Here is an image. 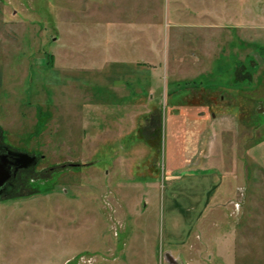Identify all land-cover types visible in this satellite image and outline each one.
I'll return each instance as SVG.
<instances>
[{
	"label": "rangeland",
	"instance_id": "1",
	"mask_svg": "<svg viewBox=\"0 0 264 264\" xmlns=\"http://www.w3.org/2000/svg\"><path fill=\"white\" fill-rule=\"evenodd\" d=\"M100 1L0 0V130L39 160L0 197V264H185L203 224L264 264V0Z\"/></svg>",
	"mask_w": 264,
	"mask_h": 264
},
{
	"label": "crops",
	"instance_id": "2",
	"mask_svg": "<svg viewBox=\"0 0 264 264\" xmlns=\"http://www.w3.org/2000/svg\"><path fill=\"white\" fill-rule=\"evenodd\" d=\"M98 2H99V0H98ZM98 2H97V0H94L93 2H92V0H89V10H92L93 12L96 13L98 9H102V1H100L99 3ZM110 76L112 79L111 83L109 81ZM113 77L114 76H112V74H109V73H103L102 75L97 74V76H95L94 74L91 75V73L89 72V76L86 78L84 77L86 79L87 83L89 84V86L88 85H84V86L77 85L76 84L77 82H73V81L69 82V84L72 86V88H74V90L81 92L82 88L86 87L89 90V89H91L90 86H92L91 83H98V81H99L101 84H104V85H110V84L113 85L114 84V86H111V87L113 89H116L115 92L119 93V87L121 88V83H120L121 79L118 76H116L115 78H113ZM119 83H120V85H119ZM132 102H134V101H132ZM96 107L100 108L101 106L99 107L96 104ZM43 114H46V113L45 112L42 113V118L44 117ZM48 117H46L47 121H48ZM131 121H132V123H134L133 124L134 126H132V128L130 130V134L132 135L135 132H137L140 128L139 127L140 126L139 115H135V117ZM122 125H123V121L122 122L120 121L119 122V128L121 129V131H122ZM123 134H124V131H122V133H119V136L123 135ZM145 141H148V140H145ZM220 182H221V178L218 176L214 177V179L213 178L207 179L206 185L203 186V188H202L203 199H201V201L196 200V203L200 204L201 206L198 208V212H197L195 218L193 220L189 221V228H186L184 231L180 230L179 232H176V231H174V232L171 231V233L169 232L170 234L174 235V237H175L173 240H170L171 242H176L179 244V246H181V245L183 246L185 243H187L188 238H190L191 233H192L191 226L192 225H193L192 227L196 226L197 223L199 222V220L201 219V216L203 215V213H205L208 210V207L210 205L211 193L218 185H220ZM185 220H187V219H185ZM203 227L204 228L202 229V232L196 234V239L194 241L191 240L188 248L182 249L181 252L177 251V252L181 253L180 254L181 259H183L182 254H184L185 264H242V259L244 258V255L241 254V251L237 250L235 245L231 244V242L235 236V233L225 232V231L224 232L223 231L217 232L216 231L217 229L214 231H211V229H208L206 227V224H205V226L203 224ZM226 235H227V237H229V239L225 238ZM207 236L209 237L208 239H210V243H208V244L205 243L206 245L204 246V248L202 246L199 247V245H197L199 243H197V242L203 243V241H201L202 237L203 238L206 237V239H207ZM139 237H140V235L138 236V238ZM223 238H224V240H223ZM225 240H226V242H225ZM137 243H139V242H137ZM194 244H196V247L194 246ZM137 246H139V249H137ZM137 246H136L135 256L137 258L139 257L140 261H138V262L146 263V261L144 259L147 260V258H149V256H150L149 264H156V257H155L156 246H155V244H153L151 246L152 247L150 249L151 253L149 252L148 254H145L146 250H147L146 247H143V246L140 247V245H137ZM205 248H206V250H205ZM142 252L144 253L143 256H142ZM205 252H210L208 255L209 261H206L203 258V254ZM170 254H173L171 250H169L167 252V255H166L167 260H168V264H171V261H170L171 255ZM174 254H175V252H174ZM142 258H143V261H142Z\"/></svg>",
	"mask_w": 264,
	"mask_h": 264
},
{
	"label": "flooded vegetation",
	"instance_id": "3",
	"mask_svg": "<svg viewBox=\"0 0 264 264\" xmlns=\"http://www.w3.org/2000/svg\"><path fill=\"white\" fill-rule=\"evenodd\" d=\"M18 152L24 151L7 143L2 138V133L0 132V197L16 189V179L19 171L32 167H22V165L28 164V162L25 158L19 156Z\"/></svg>",
	"mask_w": 264,
	"mask_h": 264
},
{
	"label": "water",
	"instance_id": "4",
	"mask_svg": "<svg viewBox=\"0 0 264 264\" xmlns=\"http://www.w3.org/2000/svg\"><path fill=\"white\" fill-rule=\"evenodd\" d=\"M18 154L19 156L25 158L26 161L28 162V164L22 165V167H29L37 164L38 162V157L36 155H30L29 153L26 152H18Z\"/></svg>",
	"mask_w": 264,
	"mask_h": 264
},
{
	"label": "built area",
	"instance_id": "5",
	"mask_svg": "<svg viewBox=\"0 0 264 264\" xmlns=\"http://www.w3.org/2000/svg\"><path fill=\"white\" fill-rule=\"evenodd\" d=\"M241 194L244 193V190L243 189H239ZM232 204H233V208H234V213H236L239 209H240V206H241V200H233L232 201Z\"/></svg>",
	"mask_w": 264,
	"mask_h": 264
}]
</instances>
